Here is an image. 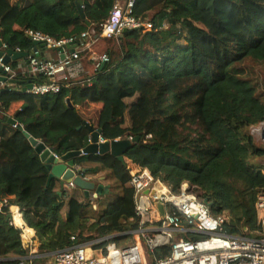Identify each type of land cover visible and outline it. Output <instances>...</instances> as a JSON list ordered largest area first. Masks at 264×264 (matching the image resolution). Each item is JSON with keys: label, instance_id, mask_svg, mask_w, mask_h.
<instances>
[{"label": "trees", "instance_id": "16d2710c", "mask_svg": "<svg viewBox=\"0 0 264 264\" xmlns=\"http://www.w3.org/2000/svg\"><path fill=\"white\" fill-rule=\"evenodd\" d=\"M115 1L83 0V19L76 17L77 0H0V37L8 49L22 52L36 46L26 30L79 39L89 24L98 27L109 17ZM133 12L153 27L123 32L104 68L88 59L94 72L84 71L55 94L23 91L32 78L21 75L23 82L0 89V257L31 250L7 217L11 206L19 208L26 233L36 232L39 254L71 246L72 235L87 241L135 230L131 166L149 169L175 193L187 183L198 199L213 202V215L227 214L228 233L264 234L256 208L264 194V164L256 159H264V147L250 132L264 124V86L259 94L241 68L248 59L264 62V0H136ZM10 117L59 156L89 144L86 123L101 129L105 140L137 141L124 162L109 152L75 157L81 176L97 180L103 172L113 178L108 193L79 199L60 189L57 179L47 185L48 169ZM112 192L116 197L109 201ZM131 238L118 235L95 246ZM169 250L155 252L163 257Z\"/></svg>", "mask_w": 264, "mask_h": 264}, {"label": "built area", "instance_id": "2783aa9c", "mask_svg": "<svg viewBox=\"0 0 264 264\" xmlns=\"http://www.w3.org/2000/svg\"><path fill=\"white\" fill-rule=\"evenodd\" d=\"M135 4L136 0H116L109 17L98 27L91 25L81 33L79 39L55 38L41 31L26 30V35L33 42L40 43L28 52L26 75L11 63L4 64L8 47L3 42L1 50L4 54L0 57V67L7 79L0 80V89L15 85L10 80H19V75L32 78L25 85L32 84V87L25 92L35 96L59 93L69 87L75 83L76 76L78 81L84 72L81 52L97 40L118 38L125 30L147 31L153 27L152 22L135 16ZM45 47L57 50L63 57L46 58L43 52ZM15 51L22 52L20 48ZM91 60L96 67H100L102 62H110L111 56L108 52L100 56L94 54ZM100 140L105 141L103 137ZM88 141L92 142L91 136ZM129 172L130 185L135 190V213L138 219L135 230L87 241L72 235L74 243L69 247L44 254L30 252L19 258L0 257V264L9 260H16V264H264V234L258 237L228 233L225 229L227 214L213 215L210 206L198 199L187 183L175 193L147 168L131 166ZM75 187L70 182L65 184L64 189ZM160 205L164 206V214L160 211ZM256 208L258 218L264 225V194L259 195ZM11 223L17 226L13 219ZM19 228L23 237L24 228ZM118 235H132V240L125 244L111 242L105 248L95 246ZM34 238L35 233L27 238L26 243L30 245ZM162 247H168L169 253L158 257L155 251ZM41 257L45 258L44 263H35Z\"/></svg>", "mask_w": 264, "mask_h": 264}, {"label": "water", "instance_id": "95a60500", "mask_svg": "<svg viewBox=\"0 0 264 264\" xmlns=\"http://www.w3.org/2000/svg\"><path fill=\"white\" fill-rule=\"evenodd\" d=\"M83 0H77L78 12L76 17H82L86 19V15L82 6ZM91 26V24H89ZM127 31V30H125ZM35 45H39V42H34ZM3 41L0 37V57L3 56L4 51L1 50ZM28 52H16L15 50L8 49L4 55L3 62L4 64H9L12 60H17L20 58H26ZM106 65L105 62L101 63L100 69L104 68ZM0 80L6 81L5 71L0 67ZM10 82L14 84H20L21 80L12 79ZM32 84H28L23 87V91H26L28 88H31ZM69 106L71 105L70 99L67 100ZM8 122L20 130L23 131L25 136L29 139L31 144L35 147L36 155L40 157L41 161L44 162L46 168L49 171V177L47 180V185L50 184L52 179H57L61 188L65 187L66 183L73 182L74 185L82 189L86 197H89L92 192L96 197L103 194V192L108 193L110 190V185H104L103 183H97L86 177H83L79 174L77 166L75 164L74 158L82 154H91V153H111L116 156L120 161L124 162V155L132 147L133 143L137 141V138H119L114 140H105L101 141V129H94L93 126L89 123H86V127L91 133L92 142L89 143L85 148L81 150L70 151L63 156H59L55 153L54 148L46 146V144L39 139L34 138L29 132H27L24 127L17 122L13 117L8 118ZM81 128V127H80ZM204 202L211 206L213 202H210L208 199H205ZM160 211L164 214V206L160 205ZM8 219H13V212L11 211L8 214Z\"/></svg>", "mask_w": 264, "mask_h": 264}, {"label": "rangeland", "instance_id": "374dc122", "mask_svg": "<svg viewBox=\"0 0 264 264\" xmlns=\"http://www.w3.org/2000/svg\"><path fill=\"white\" fill-rule=\"evenodd\" d=\"M117 49H119L117 38H113L112 41H109V42L98 41L96 44H93V47L88 51V54H83L81 57L85 62H87L86 63V65H87L88 59L92 55L100 54L103 51L108 52V50H117ZM94 68L95 67L92 65L89 66L88 67V70H90L89 72L90 73L94 72V70H95ZM241 68L244 70L245 74L256 84V86L258 88V92H259V94H261L263 92V86H264V62H256L254 60L248 59L241 64ZM132 101H134V99H128L127 100L128 103H130ZM95 110H96L95 108H92L93 115L95 113ZM128 124H129V119L127 117L126 125H128ZM250 132L254 136L256 143L258 145L264 147V124H260L258 126L250 127ZM256 160H257V162L264 164V159L257 158ZM102 174H103V172H101V175L98 176V179H102V177H104V178L106 177ZM100 176H101V178H100ZM105 180L107 182L113 183V178H111V177H106ZM95 181L98 182V180H96V179H95ZM75 190L76 189L67 190L68 195L69 196L75 195L79 199H82L81 193L79 191H75ZM115 197H116V194L114 192H112V194L109 196L108 200L112 201L115 199ZM94 210H99L98 206L97 207L94 206ZM22 240H23L24 246L26 248H31L30 252H37V254H39L38 253V241L36 239V234H35V238H34L33 242L30 245L26 243V240L23 237H22ZM130 240H132V238L129 239V241H127V242H130ZM15 258H18V257H15ZM42 263H44V261Z\"/></svg>", "mask_w": 264, "mask_h": 264}, {"label": "crops", "instance_id": "0c3cea01", "mask_svg": "<svg viewBox=\"0 0 264 264\" xmlns=\"http://www.w3.org/2000/svg\"><path fill=\"white\" fill-rule=\"evenodd\" d=\"M98 42V40L96 41V43ZM95 43V44H96ZM92 47H93V45H92ZM92 47H90V48H87L86 50H90ZM43 52H44V56L46 57V58H53V59H58V58H62L63 57V55H61L57 50H54V49H50V48H44L43 49ZM103 53H105L104 51L102 52V53H100V54H95V55H101V54H103ZM80 60H81V63H82V65L84 66V71H85V75H90V74H92V73H90L89 71L90 70H88V67L89 66H91L92 64H90L89 62H88V64L86 65V63L87 62H85L83 59H82V57L80 58ZM89 60H91V57L89 58ZM13 61H15V60H12L10 63H12ZM17 62H16V67H14V68H16V69H18L19 71H21L22 73H24V75H26V74H28L27 73V70H28V64H27V58H20V59H17L16 60ZM95 65V64H94ZM93 66V65H92ZM101 66V65H100ZM95 69V68H94ZM83 74H84V72H83ZM83 74H81L80 76H82ZM79 76V77H80ZM75 82H77V76H76V79H75ZM77 166V165H76ZM78 167V166H77ZM76 167V168H77ZM78 170V169H77ZM86 178H88V179H90V180H92V181H95V180H93L92 179V176H85ZM100 178H101V176H100ZM98 180V182L97 183H103L104 185H109V182H107L106 180H105V178L104 177H102V179H97ZM96 182V181H95ZM59 187H60V185H59ZM60 189H63V190H65L64 188H61L60 187ZM74 189H76V187L74 188ZM65 191H67V190H65ZM75 191H79L80 193H81V195L82 194H84V191L82 190V189H77V190H75ZM67 194H68V192H67ZM91 194H94V192H92ZM93 197V196H92ZM0 205H2V203H0ZM12 207V209H14V208H16L17 209V211H15L14 212V215L15 214H18V216L20 217V220H21V222H22V225H24V221H23V218H22V214H20V212H18L19 211V208L17 207V206H11ZM11 209V208H10ZM11 209V210H12ZM13 212V211H12ZM15 221V220H14ZM16 223V222H15ZM18 225V224H17ZM18 226H21V225H18ZM28 225L25 223V230H26V227H27ZM33 233H35L36 234V232L33 230ZM34 235V234H33ZM33 235H30V236H33ZM10 257H14V256H10Z\"/></svg>", "mask_w": 264, "mask_h": 264}, {"label": "bare ground", "instance_id": "6f19581e", "mask_svg": "<svg viewBox=\"0 0 264 264\" xmlns=\"http://www.w3.org/2000/svg\"><path fill=\"white\" fill-rule=\"evenodd\" d=\"M11 209H12V207H11ZM15 210H17L16 208H14V209H12V211H13V221H14V223L17 225H21V226H18V227H23L24 228V232H23V237L24 236H26V238H28V237H30V234H28V233H26V230H25V225H22V222H21V220H20V217L18 216V214H15L14 215V212H15ZM18 212H20V210L18 211ZM21 214V213H20ZM34 233H32L31 235H33Z\"/></svg>", "mask_w": 264, "mask_h": 264}]
</instances>
